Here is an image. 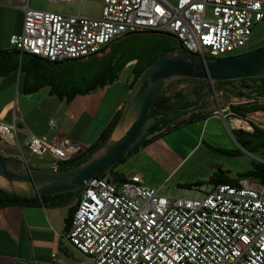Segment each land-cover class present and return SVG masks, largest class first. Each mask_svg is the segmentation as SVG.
Wrapping results in <instances>:
<instances>
[{
    "label": "built area",
    "instance_id": "built-area-1",
    "mask_svg": "<svg viewBox=\"0 0 264 264\" xmlns=\"http://www.w3.org/2000/svg\"><path fill=\"white\" fill-rule=\"evenodd\" d=\"M27 4L17 0L22 31L9 45L50 63L94 57L113 40L151 31L174 35L204 59L232 57L264 20V0H102L96 19ZM48 128L55 130L52 120ZM23 149L57 170L88 146L34 135L20 144L15 118L0 123V157L28 165ZM202 193L168 197L138 176L118 184L93 177L81 189L64 240L83 257L77 264H264V185L240 180Z\"/></svg>",
    "mask_w": 264,
    "mask_h": 264
},
{
    "label": "crops",
    "instance_id": "crops-1",
    "mask_svg": "<svg viewBox=\"0 0 264 264\" xmlns=\"http://www.w3.org/2000/svg\"><path fill=\"white\" fill-rule=\"evenodd\" d=\"M53 1L62 4L72 2ZM43 9L56 12L49 3L41 4L35 10ZM72 12L82 15L81 8L78 13L77 9H71ZM99 16L100 12L88 17L96 19ZM22 24L23 12L17 0H0V123L10 124L15 118L20 144L34 135L46 141L67 140L90 147L124 105L128 96L125 80L119 75L112 84L86 94L78 93L68 102L65 95L60 97L54 93L56 78L67 63H56H63L56 70L58 65L22 55L10 47V36L20 34ZM118 83L122 88L118 92L111 90ZM218 94H222L221 90ZM243 103L228 102L210 117L228 120L232 129L231 119L228 118L232 115L229 106ZM50 120L54 122L55 130L48 128ZM47 169H50L49 162ZM240 180L247 179H239L238 182ZM72 206H45L39 203L37 206L0 208V264L83 262H69L71 252L67 247L71 246L64 240Z\"/></svg>",
    "mask_w": 264,
    "mask_h": 264
},
{
    "label": "rangeland",
    "instance_id": "rangeland-1",
    "mask_svg": "<svg viewBox=\"0 0 264 264\" xmlns=\"http://www.w3.org/2000/svg\"><path fill=\"white\" fill-rule=\"evenodd\" d=\"M167 1L174 4L176 0ZM101 2L102 0H72L70 4H62L53 0H29L28 4L30 9L35 10L37 6L49 3L51 8L56 9L55 13L65 15H74V12L71 13V9H77L76 13H78L81 8V14L88 17L101 12ZM40 11L48 12L49 10L43 9ZM263 45L264 20L253 28L247 46L233 55L244 54ZM133 65L134 62L128 63L119 74L125 80L127 89L132 80L131 69ZM178 81L173 82V84H176L167 90V95L175 94L179 90L190 92L188 90L191 89L192 84ZM249 86L254 85L250 81H234L222 88L221 95L215 90V97L206 99L204 107L197 112V116L207 117L208 119L198 120L197 122L194 120L191 124H187L190 114L181 116L176 122L187 125L167 133H164V131L161 133L162 135L149 139L145 145L127 155L122 163L116 164L113 172L120 173L125 178L138 176L142 184L155 188L162 196L200 198L203 195L202 191L209 189L210 186L207 185V182L213 174L220 173L229 179H237L240 174L252 169L254 164H264V152L258 150L254 153H248L235 143L232 136V131L236 129L246 132L252 131V125L263 129L264 112L257 111L247 114L246 119L231 115L228 118L231 119L232 129L228 120L221 121L218 118L210 117L217 109H221L228 102L233 104L246 102L247 98H238L236 94L246 95L251 90L248 89ZM121 88L118 83L111 90L118 92ZM204 88L207 91L209 84H205ZM257 102L263 104L264 99H258ZM238 120H242L247 128H236L233 121ZM23 153L30 167L48 168V159L29 156L25 149H23ZM247 180L251 183L254 182L250 178ZM195 183H202L203 186L188 188V186ZM67 249L71 252L70 263L83 261V257L78 253L72 251L70 247H67Z\"/></svg>",
    "mask_w": 264,
    "mask_h": 264
},
{
    "label": "water",
    "instance_id": "water-1",
    "mask_svg": "<svg viewBox=\"0 0 264 264\" xmlns=\"http://www.w3.org/2000/svg\"><path fill=\"white\" fill-rule=\"evenodd\" d=\"M131 35L165 36L174 40L175 48L154 60L135 79L119 119L105 143L87 160L65 170L37 169L17 159L0 157V190L26 199L76 194L86 181L110 170L140 143L155 121L154 117L147 118L150 107L174 81L195 80L209 84V90L196 104L176 110L189 112L198 109L209 97H215L214 86L220 82L264 78V46L237 56L204 59L186 51L174 35L162 32L124 35L110 42L94 57L107 56L113 43ZM89 58L78 61L85 62Z\"/></svg>",
    "mask_w": 264,
    "mask_h": 264
},
{
    "label": "trees",
    "instance_id": "trees-1",
    "mask_svg": "<svg viewBox=\"0 0 264 264\" xmlns=\"http://www.w3.org/2000/svg\"><path fill=\"white\" fill-rule=\"evenodd\" d=\"M264 46V45H263ZM175 48V42L171 38L165 36H138L133 35L123 42L115 43L110 53L107 56L96 58L92 57L90 60L85 62H80L78 60L68 61L64 70L61 71L60 75L57 76L55 92L60 97L65 95L67 101L69 102L74 95L78 93L86 94L91 91L103 88L107 85L112 84L117 80L119 74L125 68V66L131 61L136 60V63L131 69L132 80L128 85V90L133 85L135 79L139 74L154 60H156L161 55L172 51ZM155 51V53L150 55H145L143 57L142 53L139 51ZM41 60L35 56L28 54H22ZM49 64H56L50 63ZM58 65L56 70L60 68L61 64ZM181 82H189L191 85L190 92H183L182 90L176 91L175 94L167 95V90L175 85L170 84L153 102L150 107L147 118L154 117L155 121L147 130L140 143L130 152H127L122 156L117 164L122 163L127 155L135 152L140 146L145 145L149 139L156 138L161 133H167L174 129H178L187 124H191L194 120H206L207 117L197 116V112L200 111L203 106L198 109L189 112H178L177 109H183L191 107L196 104L202 95L206 92V87L204 88L206 82L195 81V80H180ZM250 81L254 86H249L251 89L246 95L242 93L236 94L238 98H247L248 100L243 104L230 105L229 111L233 116L245 119L247 114L254 113L257 111L264 112V103L260 104L257 102L259 99H264V78L260 79H250L241 80ZM179 82V81H178ZM177 82V83H178ZM231 84V82H220L216 84V91L222 90L225 86ZM121 110L118 111L113 117L112 121L108 126L101 132L97 141L88 147L87 152L67 163L58 166L57 170H65L71 167H75L85 160H87L98 148H100L105 141L109 138L113 128L115 127ZM190 114L189 122L187 124H178L176 120L185 114ZM251 125V124H250ZM252 127V132H245L243 130L232 131V136L234 137L235 143L248 153H254L255 151L264 152V128L260 129L254 125ZM116 166V165H115ZM113 166L107 172L97 176L106 177L107 180L113 184H118L125 180V176L120 173H114ZM252 179L254 182L264 184V164L256 163L253 165L252 169L245 171L240 174L237 179H229L223 174L216 173L207 182L208 186L215 187L219 184H226L237 186L239 179ZM202 183H195L188 186L189 189L192 187H202ZM81 190L76 194L66 193L58 194L51 197H43L40 199H26L23 197L15 196L0 190V208L10 207V206H37L42 203L45 206H61L66 204H73L71 210L72 213L67 220L66 230L72 219L73 213L76 209L78 203V196Z\"/></svg>",
    "mask_w": 264,
    "mask_h": 264
},
{
    "label": "flooded vegetation",
    "instance_id": "flooded-vegetation-1",
    "mask_svg": "<svg viewBox=\"0 0 264 264\" xmlns=\"http://www.w3.org/2000/svg\"><path fill=\"white\" fill-rule=\"evenodd\" d=\"M131 36H133V35H131ZM131 36H128L126 39H128L129 37H131ZM139 36V35H138ZM150 36H157V35H150ZM158 37V36H157ZM126 39H124V40H122V41H118V42H123V41H125ZM118 42H115V43H118ZM115 43H113L112 45H111V48H112V46L115 44ZM140 53H142V55H143V57H145V55H150V54H153V53H155V51L153 52V51H149V52H145V51H142V50H140L139 51ZM92 57H90L88 60H90ZM131 62H134V64L136 63V60H134V61H131ZM216 86L217 85H215L214 86V89L216 90ZM209 90V89H208ZM207 90V91H208ZM204 104H205V100L202 102V105L201 106H203L204 107Z\"/></svg>",
    "mask_w": 264,
    "mask_h": 264
},
{
    "label": "bare ground",
    "instance_id": "bare-ground-1",
    "mask_svg": "<svg viewBox=\"0 0 264 264\" xmlns=\"http://www.w3.org/2000/svg\"><path fill=\"white\" fill-rule=\"evenodd\" d=\"M233 122H234L233 124L236 128H242V129L247 128L246 124L242 120L233 121Z\"/></svg>",
    "mask_w": 264,
    "mask_h": 264
}]
</instances>
